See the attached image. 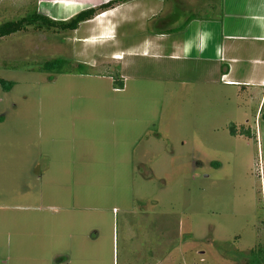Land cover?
<instances>
[{
    "label": "rangeland",
    "instance_id": "1",
    "mask_svg": "<svg viewBox=\"0 0 264 264\" xmlns=\"http://www.w3.org/2000/svg\"><path fill=\"white\" fill-rule=\"evenodd\" d=\"M204 4L128 0L76 30L0 38V264H264V118L208 59L152 37L210 19ZM35 8L68 20L89 7L0 0V22ZM176 13L182 25L157 29ZM55 58L66 72L40 68Z\"/></svg>",
    "mask_w": 264,
    "mask_h": 264
},
{
    "label": "crops",
    "instance_id": "2",
    "mask_svg": "<svg viewBox=\"0 0 264 264\" xmlns=\"http://www.w3.org/2000/svg\"><path fill=\"white\" fill-rule=\"evenodd\" d=\"M66 1L85 8L96 7L110 0ZM206 4L214 12L210 19L184 18V24L188 20L187 28L179 30L175 27L183 24L180 22L182 17L176 13L170 18H163L161 25L157 24V27L160 26L157 29L166 31L174 27L172 36L156 30L152 37H174L170 47H165L172 49L171 57L187 55L194 50L208 59L212 63L210 71L217 75L213 82L231 88L234 96L244 99L245 102L241 101V104L257 107L255 122L256 126L258 122L260 126V120L264 118V0H205L203 7H207ZM122 5L119 4L120 7ZM111 10L103 11L99 17H106ZM183 30L185 33L182 36ZM241 104L239 106L243 107ZM248 123L249 119H245V124ZM258 129L256 136L261 139L264 130ZM79 255L83 258L78 259L76 264H104L94 258H84V252ZM52 259L53 264H72L74 256L69 252H60ZM156 264H172V261L166 258Z\"/></svg>",
    "mask_w": 264,
    "mask_h": 264
},
{
    "label": "trees",
    "instance_id": "3",
    "mask_svg": "<svg viewBox=\"0 0 264 264\" xmlns=\"http://www.w3.org/2000/svg\"><path fill=\"white\" fill-rule=\"evenodd\" d=\"M128 0H110L106 3H103L96 7H89L80 10L73 17L68 20L65 19H53L48 15H45L37 10V8L32 9L31 12L25 14L24 16H20L16 19H9L0 22V38L15 34L19 31L26 30L28 27H34L37 30L41 29H54L60 31H69L76 30L82 22L93 19L96 15L101 12L108 10L110 8L115 7V5L126 2ZM68 60L64 58H55L51 60L44 61L41 65V69L46 72H56V73H64L65 65ZM80 66H84V64L80 63ZM50 80H53V76L49 77ZM114 87L117 89H121L124 86V81L122 78L119 79L114 78ZM2 80V88L8 91L13 85L14 81L1 79ZM2 116H0V120H2ZM234 132V131H232ZM244 132H247L244 130ZM218 164V162H214L213 165ZM219 165V164H218ZM264 248V247H263ZM263 250L262 247L258 249V251ZM256 253L253 248L250 251V254Z\"/></svg>",
    "mask_w": 264,
    "mask_h": 264
},
{
    "label": "built area",
    "instance_id": "4",
    "mask_svg": "<svg viewBox=\"0 0 264 264\" xmlns=\"http://www.w3.org/2000/svg\"><path fill=\"white\" fill-rule=\"evenodd\" d=\"M224 77V76H223Z\"/></svg>",
    "mask_w": 264,
    "mask_h": 264
}]
</instances>
